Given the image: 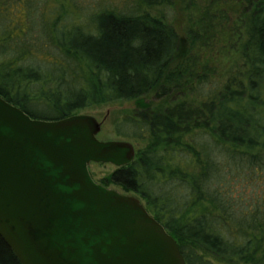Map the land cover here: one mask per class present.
I'll list each match as a JSON object with an SVG mask.
<instances>
[{
	"label": "trees",
	"instance_id": "16d2710c",
	"mask_svg": "<svg viewBox=\"0 0 264 264\" xmlns=\"http://www.w3.org/2000/svg\"><path fill=\"white\" fill-rule=\"evenodd\" d=\"M230 1L239 63L216 82L200 50L221 10L190 13L181 37L161 10L171 0H0V98L30 118L154 95L116 123L135 157L102 185L143 201L185 264H264V196L248 207L225 188L264 172V0ZM0 264H20L1 237Z\"/></svg>",
	"mask_w": 264,
	"mask_h": 264
},
{
	"label": "water",
	"instance_id": "95a60500",
	"mask_svg": "<svg viewBox=\"0 0 264 264\" xmlns=\"http://www.w3.org/2000/svg\"><path fill=\"white\" fill-rule=\"evenodd\" d=\"M99 131L94 117L34 120L0 98V237L20 264H185L138 197L91 178V163L135 157Z\"/></svg>",
	"mask_w": 264,
	"mask_h": 264
},
{
	"label": "rangeland",
	"instance_id": "374dc122",
	"mask_svg": "<svg viewBox=\"0 0 264 264\" xmlns=\"http://www.w3.org/2000/svg\"><path fill=\"white\" fill-rule=\"evenodd\" d=\"M185 0H171V6L161 8L166 15L170 24L177 30L181 37L184 35V29L188 25L189 14L192 13L195 18L199 17L200 12L207 8L210 12L221 10V14H216L215 29L217 39L208 45L203 51L200 50L203 61H208L212 65L211 78L214 81H220L227 77L239 63V46H231L233 41L229 38V33L236 23L238 17V7L230 0H198L197 9L186 11ZM222 15V17H220ZM15 18H18L15 16ZM219 18V20H218ZM241 32L243 28H241ZM204 48V47H203ZM201 58V56H199ZM157 104L153 94H148L135 101H121L108 105H103L96 108L83 110L79 115H87L94 117L100 123V131L97 134V140L101 142L111 141H126L136 147V144L117 137L114 133V128L125 115L130 114L134 110L153 107ZM115 166L111 164L91 163L88 166V171L95 183L102 185V180L105 176L115 170ZM226 190H229L233 196L244 198L250 205L255 204L257 197L264 196V172L251 175L247 170H242L241 173H231L228 178ZM108 190H112L121 195L134 196L131 193L123 191L117 185L104 186ZM229 188V189H228ZM141 201V200H140ZM142 204L143 201H141Z\"/></svg>",
	"mask_w": 264,
	"mask_h": 264
}]
</instances>
